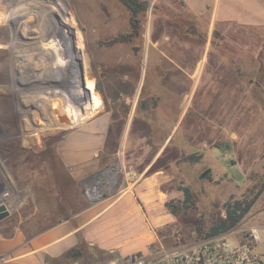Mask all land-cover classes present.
<instances>
[{
    "label": "rangeland",
    "instance_id": "1",
    "mask_svg": "<svg viewBox=\"0 0 264 264\" xmlns=\"http://www.w3.org/2000/svg\"><path fill=\"white\" fill-rule=\"evenodd\" d=\"M43 1L35 0L34 11H42L47 5ZM47 1L53 4H48L46 15L56 34L54 53L63 63L65 59L72 62L73 90L50 94L49 102L56 100L58 107L62 103L64 118L50 110L21 120L25 109L37 111L38 107L28 104L34 102L28 95H14L13 88L5 95L3 114L9 119H0V198L7 195L0 204L9 213L0 219V264L21 263L11 258L17 250L4 244L30 245L36 235L74 213L113 202L133 188L141 178L138 170L146 165L143 176L155 170L168 175L161 185L168 211L166 202L180 204L183 187L190 189L196 201L195 209L172 214L174 223L158 229L165 245L171 244V228L191 239L212 213L224 214L227 200L248 201L260 194L264 188V144L260 143L264 136V21L225 23L219 25L221 29L216 22L208 29V16L193 11L187 0H138L147 8L136 27L120 0ZM201 4L202 0H190L192 7ZM183 14H189L191 22L181 25L174 20ZM33 15L26 12V17L12 21L21 31L25 19H32L28 25L37 33ZM43 25L49 31L50 25ZM21 34L17 39L23 41ZM11 38V30L1 27L0 45ZM50 53L42 49L46 62L50 56L55 61ZM32 62L25 67L28 74L20 68L15 75L8 60V81L34 74L37 68ZM200 63L203 69L198 70ZM57 71L59 82H65L64 67ZM55 74L44 73L43 85L53 81L50 76ZM84 82L89 89L81 92ZM49 89L41 95L47 98ZM36 99L42 101L40 96ZM104 114L110 117L100 153L104 164L74 181L58 157V142ZM167 129L163 144H156L154 130L159 136ZM256 150L259 157L250 159ZM203 170L206 174L200 175ZM89 184L96 188L95 198L86 196ZM87 246L96 245L78 237L71 248H80L79 256H64L65 251L45 260L49 264L106 261L105 256L92 255ZM109 253L118 257L116 252Z\"/></svg>",
    "mask_w": 264,
    "mask_h": 264
},
{
    "label": "crops",
    "instance_id": "2",
    "mask_svg": "<svg viewBox=\"0 0 264 264\" xmlns=\"http://www.w3.org/2000/svg\"><path fill=\"white\" fill-rule=\"evenodd\" d=\"M187 4L193 11L208 16V29L216 22L221 29L219 25L225 23L264 21V0H202L200 7H192L187 0ZM201 69L202 63L198 65V70ZM261 73L264 77V65ZM100 117L89 127L71 130L58 142V157L74 181L90 176L104 164L100 153L105 148L110 117L108 114ZM260 143L264 144V136ZM254 153L249 155L250 159L259 157L260 151ZM148 167L138 170L140 180L132 189L116 196L113 202H100L74 213L36 235L30 245L7 242L4 246L11 244L17 250L11 258L24 264H49L45 257H59L77 245L78 237L90 245L116 252L118 257L149 254L153 246L164 244L158 229L172 225L175 219L164 206L166 193L161 189L168 175L155 170L143 176ZM252 227L260 232L256 250L264 257V188L253 201L245 221L238 228L234 227V234L229 236L233 240H244L246 231ZM168 239L172 242L169 235Z\"/></svg>",
    "mask_w": 264,
    "mask_h": 264
},
{
    "label": "bare ground",
    "instance_id": "3",
    "mask_svg": "<svg viewBox=\"0 0 264 264\" xmlns=\"http://www.w3.org/2000/svg\"><path fill=\"white\" fill-rule=\"evenodd\" d=\"M34 2L35 0H0V28L6 27L9 30H11V34H12V38L8 43L0 45V119L1 120L7 121L9 119L7 116H4L3 114L6 111L4 109L5 108L7 109V106L5 105L4 102L6 101L5 95L9 94L12 88L14 95H20V94L28 95L34 101V102L29 101L28 104L33 105L35 108L36 106L38 107L36 108L37 111L25 109L19 115V118L21 120L26 117L38 116L42 112L50 111V110L56 112L57 114L59 113V118H64L62 103L60 102L58 107L55 98H53L55 102H49L50 94H53L55 96V93L68 92L73 90L72 84L70 82V80L72 79V72H71L72 62L70 60L65 59V62L63 63L60 56L54 53V48L56 44V40H55L56 34L51 29L49 18L46 15L48 10V4H50V6L53 4L50 3L51 1H47V0L45 2L43 1V4L47 3V5L42 9L40 13H38L34 11L32 7ZM21 10L24 11L20 12ZM26 12L34 14L33 15L34 23H35L34 26H37L38 28L37 33H34L33 32L34 30L31 29L32 25H28V23L31 22L32 19L31 20L25 19V24L23 25L21 31H19V27L14 24L15 22L12 21L20 16L26 17L25 16ZM43 22H47L50 25L49 31L45 29ZM20 34L25 36V39H23V41L17 39V35ZM49 36L53 38L49 40L48 39ZM45 39H48L49 41L43 43ZM42 49L51 52L49 55L52 54V56L55 57V61L52 60L51 56H50L51 58L49 57V61L53 63H50L49 61L47 62L45 61L44 56L42 55ZM46 59L48 60V57ZM8 60L14 67L13 74L15 75L19 73L18 71L20 68L22 69L23 73L28 74L29 71L28 70L24 71V70H26L25 69L26 66L28 67L29 61L32 60H33L32 65L36 67L37 70H35L34 74H30L27 77L24 76L23 77L24 80H19V77L15 76V81L10 83V81H8V76L5 74L6 73L5 67H7ZM62 67H64L66 72V81L60 83L58 77H60L59 75L61 74H58L59 72L57 70L62 69ZM47 72L51 74L57 73V75L55 74L54 77L50 76V78H54L53 81L51 82L48 81L46 82L45 85H43L41 79L43 78V76H45L44 73ZM17 82L18 83L21 82V84L23 85L17 84ZM46 89L50 90L47 95V98H45L46 95L45 97L41 95L42 92L45 91ZM79 89L82 92L83 90L86 91V89H89V87L84 82ZM38 96L42 98L41 99L42 101L36 99L38 98ZM57 114L56 115L52 114V116L57 117ZM6 195L7 193H4L1 196V198Z\"/></svg>",
    "mask_w": 264,
    "mask_h": 264
},
{
    "label": "built area",
    "instance_id": "4",
    "mask_svg": "<svg viewBox=\"0 0 264 264\" xmlns=\"http://www.w3.org/2000/svg\"><path fill=\"white\" fill-rule=\"evenodd\" d=\"M91 187V184L87 186L86 196L95 198L96 188ZM233 230L216 236L185 239L179 229L171 228L170 245L158 243L147 255L133 253L94 264H264V257L256 250L260 232L256 228H248L244 240L229 241L228 236L234 234Z\"/></svg>",
    "mask_w": 264,
    "mask_h": 264
},
{
    "label": "trees",
    "instance_id": "5",
    "mask_svg": "<svg viewBox=\"0 0 264 264\" xmlns=\"http://www.w3.org/2000/svg\"><path fill=\"white\" fill-rule=\"evenodd\" d=\"M125 7L130 12L133 23L136 27H139L141 25V21L144 17V13L147 8V4L144 1H138V0H120ZM189 13V12H188ZM190 14V13H189ZM189 14L185 15H176L175 21L179 22L181 25H185L189 21L191 22ZM190 24V23H189ZM139 25V26H138ZM137 29V28H136ZM138 33V31L136 30ZM147 81H145V84L143 85L142 92L145 93V86ZM174 124V121H173ZM172 124V125H173ZM153 131V129H152ZM156 131L154 130L153 139L154 142L158 145L163 144L165 139L169 135V130H165V132L161 133L159 136H157ZM263 189V188H262ZM183 199L180 201V204L177 205H170V202H166V206L168 207L170 213H172L174 216H177L180 211H184L186 209H195L196 208V201L194 199V196L192 195L190 189L188 187H183ZM258 195V194H257ZM253 197L251 200H242V199H229L223 204V211L224 214H218L212 213L211 217L208 219V221L203 222V224L195 229V233H197V236L199 237H209V236H216L222 233H225L232 229L249 211L253 201L257 197ZM159 233V232H158ZM87 250H89L92 255L94 256H105L107 259H113L114 255L100 249L96 246H87ZM81 254L80 248H71L70 250L66 251L64 256H79ZM104 258V259H105ZM105 259V260H107ZM48 260V258H47ZM104 261V260H103Z\"/></svg>",
    "mask_w": 264,
    "mask_h": 264
},
{
    "label": "water",
    "instance_id": "6",
    "mask_svg": "<svg viewBox=\"0 0 264 264\" xmlns=\"http://www.w3.org/2000/svg\"><path fill=\"white\" fill-rule=\"evenodd\" d=\"M206 173V172H205ZM9 211L7 210L6 205L0 204V219L4 218L7 216Z\"/></svg>",
    "mask_w": 264,
    "mask_h": 264
},
{
    "label": "flooded vegetation",
    "instance_id": "7",
    "mask_svg": "<svg viewBox=\"0 0 264 264\" xmlns=\"http://www.w3.org/2000/svg\"><path fill=\"white\" fill-rule=\"evenodd\" d=\"M196 157H197V156H194L193 158H196ZM191 159H192V158H191ZM204 172H205L204 170L201 171V172H200V175H202V174L205 175L206 173H204ZM5 217H6V216H5ZM5 217H4V218H5ZM2 219H3V218H2ZM11 263H13V262H11ZM19 264H24V263H19Z\"/></svg>",
    "mask_w": 264,
    "mask_h": 264
}]
</instances>
